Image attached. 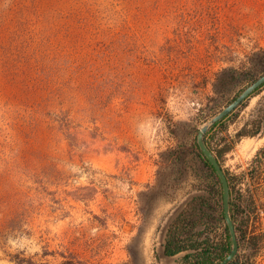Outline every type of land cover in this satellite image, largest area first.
Wrapping results in <instances>:
<instances>
[{"label": "rangeland", "instance_id": "rangeland-1", "mask_svg": "<svg viewBox=\"0 0 264 264\" xmlns=\"http://www.w3.org/2000/svg\"><path fill=\"white\" fill-rule=\"evenodd\" d=\"M263 72L264 0H0V264H178L170 224L215 204L196 130ZM221 165L264 186V134Z\"/></svg>", "mask_w": 264, "mask_h": 264}, {"label": "trees", "instance_id": "trees-1", "mask_svg": "<svg viewBox=\"0 0 264 264\" xmlns=\"http://www.w3.org/2000/svg\"><path fill=\"white\" fill-rule=\"evenodd\" d=\"M229 70L231 79L234 80L240 77V73L236 69ZM257 77L255 74L249 76L245 84L226 104L236 98ZM262 89H264V83L256 88L239 106L217 120L205 133V144L214 153L220 165L223 156L231 151L242 137H254L264 134V103H262L264 97L257 101L255 107L249 113V117L233 135L226 132L228 128L227 119L233 121V118L237 116V111L246 106L248 99L260 93ZM217 112H214L212 116ZM197 131L198 129L196 134ZM220 132L224 134L219 138H215L216 134ZM195 148L196 155L208 168L212 178L209 190L211 196L215 199V204H206L203 200V202L195 204L191 210L181 211L166 231L162 243V253L165 256H175L182 253L178 264H215L230 252L232 238L224 219L221 181L210 161L198 148L196 141ZM223 170L230 191L229 215L233 221L238 241V252L226 264H252L260 250L259 242L264 243V230L261 227L257 230L255 225L261 218V214L264 213V186L254 184L243 188L240 185V178L234 177L225 169ZM13 219H10L9 223L14 221ZM215 221L222 224V233H215V226L213 225ZM201 225L203 226L200 228ZM244 244L247 247L246 252H242ZM10 260L15 264H42L30 257L21 256L19 253H13ZM77 263L79 262L75 255H72L70 260L62 261V264Z\"/></svg>", "mask_w": 264, "mask_h": 264}, {"label": "water", "instance_id": "water-1", "mask_svg": "<svg viewBox=\"0 0 264 264\" xmlns=\"http://www.w3.org/2000/svg\"><path fill=\"white\" fill-rule=\"evenodd\" d=\"M264 83V72L261 73L255 80L250 82L243 90L242 92L234 98L231 102L226 104L223 108H221L220 111H218L216 114H214L209 119L203 121L200 123L197 135H196V144L200 151L203 153V155L210 161L211 165L215 169L221 184H222V193H223V212H224V219L226 222V225L229 229L231 238H232V246L230 252L218 263L215 264H226L229 260H231L236 253L238 252V241L234 229L233 221L229 215V197H230V191H229V185L226 178V175L224 173V170L222 166L220 165L219 161L217 160L214 153L209 150L205 144V133L207 130L220 118L224 117L228 113H230L234 108L239 106L246 98L252 94V92L261 86Z\"/></svg>", "mask_w": 264, "mask_h": 264}]
</instances>
